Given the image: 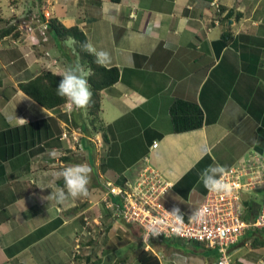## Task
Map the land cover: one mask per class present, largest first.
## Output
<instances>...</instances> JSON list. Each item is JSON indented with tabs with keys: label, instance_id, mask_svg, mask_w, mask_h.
<instances>
[{
	"label": "crops",
	"instance_id": "crops-1",
	"mask_svg": "<svg viewBox=\"0 0 264 264\" xmlns=\"http://www.w3.org/2000/svg\"><path fill=\"white\" fill-rule=\"evenodd\" d=\"M11 1L12 7L0 0V19L15 25L0 40V264H69L75 238L88 245L84 217L105 207V182L134 183L145 164L173 183L164 207L179 208L187 218L207 194L200 173L209 165L230 169L253 154L264 161V0H38L37 13L20 10L21 0ZM7 6L11 16L4 15ZM44 12L76 25L87 42L110 53L107 68L120 70L119 81L102 91L103 135L90 131L83 110L67 103L46 110L18 89L3 99L20 83L44 72L62 75L73 65L46 29ZM224 33L230 39L223 46ZM55 48L59 56L50 52ZM60 60L65 65L58 66ZM176 100L200 108V129L173 132L170 107ZM36 123L39 135L33 129L16 133ZM74 164L92 169L90 197L59 204L49 196L64 186L59 173ZM248 197L261 203L264 190ZM109 210V216L103 211L110 219L104 236L92 250L96 264H140L142 250L160 264L213 262L195 248L215 257L214 250L147 240L140 228L115 215V207ZM258 231L246 229L230 249L234 264H264V247L252 246Z\"/></svg>",
	"mask_w": 264,
	"mask_h": 264
},
{
	"label": "built area",
	"instance_id": "built-area-1",
	"mask_svg": "<svg viewBox=\"0 0 264 264\" xmlns=\"http://www.w3.org/2000/svg\"><path fill=\"white\" fill-rule=\"evenodd\" d=\"M32 40L33 45L38 44L36 39ZM152 147L156 148L157 142H154ZM144 162L147 163L148 160L144 159ZM228 170L226 182L233 186L232 196L222 197L207 191L203 202L197 208L205 209L204 220L192 221L191 216L184 218V225L179 232L176 231L177 226L173 224L168 214L171 212L162 203L163 198L171 191L173 183L147 164L143 166L134 183L118 186L110 181L105 182L107 188L105 208L108 210L114 207L110 196L117 198L120 209L115 215L124 223L139 227L145 239L161 241L175 238L185 244L198 243L207 249L216 250L217 259L210 264H234L230 257V249L238 243L243 232L248 228L264 231V197L256 217H250L253 222L244 219V198L257 189L264 190V161L253 154L251 159L244 160ZM154 219L162 222L158 224L161 231L159 236H151L148 231ZM93 223L101 226L96 220L89 221L88 217H84L82 235L87 238V243L94 239ZM80 237L74 240L73 259L79 255L81 249H90L89 244L84 246Z\"/></svg>",
	"mask_w": 264,
	"mask_h": 264
},
{
	"label": "trees",
	"instance_id": "trees-1",
	"mask_svg": "<svg viewBox=\"0 0 264 264\" xmlns=\"http://www.w3.org/2000/svg\"><path fill=\"white\" fill-rule=\"evenodd\" d=\"M111 1L116 3L119 0ZM41 18L45 23L46 29L52 34L56 41L64 43L67 40H72L74 42V45L76 46L75 52L77 55L79 54L80 64L87 74L86 78L89 80L93 92L92 106L86 110L88 120L87 124L90 131L93 133H101L103 135L106 130V126L100 118L102 91L113 86L119 81L120 70L117 67H101L95 63V57L87 53L83 48V44L87 42V37L76 25L67 26L54 18L46 20L44 15H42ZM11 21V18L7 20L0 19V24H5V27L0 29V40L14 31L15 25L12 24ZM229 39L230 34L224 33L221 36L220 42L224 46ZM61 76L62 75H56L52 72H44L34 79L18 84L17 88H10L7 95L4 93L5 95L3 96V99L5 101L8 100L10 96L15 93L16 89H18L46 110L62 106L66 104V101L59 97L56 91L59 82L62 80ZM170 118L174 133L193 131L200 129L203 126L202 111L196 104L191 102H185L182 100L174 101L170 107ZM39 125L40 123L30 124L17 129L16 133L20 135L22 130L26 133L28 129H33V134H36L37 136L39 135ZM35 129H37L36 132ZM25 143H27V141ZM24 147H27V144H25ZM21 149H23V145L18 146V151H21ZM12 154H14V151ZM203 161L204 159L201 161L199 166L202 165ZM110 201L113 203L116 210L120 209V202L117 198L110 196ZM244 205L246 207L245 221H247L250 217L255 218L260 209V200L257 198L254 199L253 197H245ZM105 212L108 216L111 214L109 209L105 210ZM104 233L103 229L101 233L102 236H104ZM140 234H143L142 230ZM254 235L255 239L252 242V246L254 248L264 247V231L254 232ZM168 240L177 239L173 238ZM168 240H161L159 242ZM92 242L93 240H89L88 244L91 245ZM216 259L217 252L215 250L214 261ZM96 260L97 259L86 256L85 264H96ZM137 260L140 264H160L157 257L150 250H142L138 254ZM116 264H126V260H121Z\"/></svg>",
	"mask_w": 264,
	"mask_h": 264
},
{
	"label": "clouds",
	"instance_id": "clouds-1",
	"mask_svg": "<svg viewBox=\"0 0 264 264\" xmlns=\"http://www.w3.org/2000/svg\"><path fill=\"white\" fill-rule=\"evenodd\" d=\"M186 23V20L183 21ZM84 50L95 57V63L101 67H108L111 64V55L104 50H98L91 42L83 44ZM62 80L56 88L57 95L63 98L70 108L74 110H87L92 106L93 92L89 80L86 78L84 69L80 64L68 66L62 74ZM22 123L25 120L19 119ZM63 178L64 186L58 187L49 197L55 199L57 203L63 204L71 199H87L90 197V188L92 169L86 164H74L63 168L59 173ZM229 170L221 165H209L200 173V179L204 187L211 193L220 196H232L233 186L226 182ZM169 216L176 225V231L179 232L184 225V215L179 208H174ZM205 209L195 211L190 220L203 221ZM162 223L154 219L149 226L148 231L151 236H159L161 231L158 224ZM139 228V227H138ZM85 264V263H84Z\"/></svg>",
	"mask_w": 264,
	"mask_h": 264
},
{
	"label": "rangeland",
	"instance_id": "rangeland-1",
	"mask_svg": "<svg viewBox=\"0 0 264 264\" xmlns=\"http://www.w3.org/2000/svg\"><path fill=\"white\" fill-rule=\"evenodd\" d=\"M8 1V6H11L12 7V4H11V0H7ZM14 1H17V0H14ZM22 2H21V4H20V7H21V5H22V7L20 8V10H22V11H25V10H28V9H31L33 12H35V13H37V12H39L40 11V6H39V2H38V0H21ZM33 2H34V6H33ZM14 5V4H13ZM7 6V7H8ZM59 8H60V6H58V5H55L54 6V9H56V10H59ZM3 10H4V15H6V16H11L12 15V13H11V9H9V7L8 8H6V7H4L3 8ZM31 13V12H30ZM43 15H44V17L46 18V19H49L50 17H51V15L48 13V16H47V12H44L43 13ZM12 22V21H11ZM63 44V48H65L66 49V51H67V53L68 54H70V56L72 57V59H70L71 60V62L73 63V65L74 64H80V59H79V54L77 55L76 54V52H75V50H76V46L74 45V42L72 41V40H67L66 42H64V43H62ZM49 49V48H48ZM57 49L55 48V49H52L50 52H54V54H58V56H59V52L58 51H56ZM61 62L59 63V65L58 66H63V65H65V62L64 61H62V60H60ZM81 65V64H80ZM82 66V65H81ZM83 68V67H82ZM84 69V68H83ZM84 73H85V75H87L86 74V72L84 71ZM83 114H84V116H86L87 115V113H86V110H83ZM261 204V203H260ZM102 206H103V204H102ZM105 210H107L104 206L103 207H101V206H98V207H96V209H91V211L86 215V217H88V219H89V221H93V220H96L98 223H100L101 224V226L103 227H101V229L99 230L98 228H100L99 226H96V224L95 223H93L92 225H93V229L95 230V234H94V244L93 245H91L92 246V249H91V251H88V250H86V249H81L80 250V252H79V255H77L76 256V258L75 259H73L72 258V254L74 253V247H75V243H74V245H73V249H71L72 250V252H71V256H70V262H69V264H84L85 263V257L86 256H89V257H92L93 258V256H94V254H93V247L101 240V237H102V230L103 229H105L104 228V226L107 224V222L108 221H110V219H107L108 217L104 214V212L103 211H105ZM92 218H94V219H92ZM121 220V219H120ZM122 221V220H121ZM102 222V223H101ZM123 222V221H122ZM124 223V222H123ZM124 224H126V223H124ZM127 225V224H126ZM92 228V227H91ZM98 236V237H97ZM101 236V237H100ZM77 237H80V236H77ZM76 237V238H77ZM97 237V238H96ZM85 239L84 238H82V237H80V241L82 242V241H84ZM172 243H175V244H178L179 242H177V241H174V242H172ZM182 250L183 251H185V248H182ZM195 250H197V251H199V256L202 258V257H208L209 259H210V261H214V257H213V253L212 252H209L210 250H203V249H201L200 248V250H199V247L197 246L196 248H195ZM92 252V253H91ZM203 252V253H202ZM245 252H247V248H244L243 250H241L240 251V254H242V255H244L245 254ZM200 253H202V255L200 254ZM237 255V254H236ZM235 255V257H237ZM200 258V260L202 261V259ZM245 258V255L244 256H240V259H244ZM128 260L129 261H131V260H133V257L132 256H129V258H128Z\"/></svg>",
	"mask_w": 264,
	"mask_h": 264
},
{
	"label": "water",
	"instance_id": "water-1",
	"mask_svg": "<svg viewBox=\"0 0 264 264\" xmlns=\"http://www.w3.org/2000/svg\"><path fill=\"white\" fill-rule=\"evenodd\" d=\"M252 222H253V219H251L250 223H252Z\"/></svg>",
	"mask_w": 264,
	"mask_h": 264
}]
</instances>
